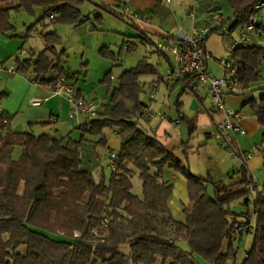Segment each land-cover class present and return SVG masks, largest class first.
Returning <instances> with one entry per match:
<instances>
[{
  "label": "trees",
  "instance_id": "16d2710c",
  "mask_svg": "<svg viewBox=\"0 0 264 264\" xmlns=\"http://www.w3.org/2000/svg\"><path fill=\"white\" fill-rule=\"evenodd\" d=\"M40 1L19 0L14 10L33 13ZM259 1L229 0L236 15L229 33L248 20ZM47 3L49 11L55 9L58 13L51 20L54 24H78L82 17L83 0ZM10 18V9L0 10V35L13 29ZM216 30L220 29L213 28L210 34ZM44 39L45 49L40 54L31 51L29 57H16L15 73L31 72L42 85L52 84L63 75L72 80L75 75L48 55L50 52L58 59L64 56L65 50H56L60 35L50 31ZM101 51L118 60L115 53L104 48ZM233 58L244 87L264 81L260 69L264 46H240ZM51 70L58 75L45 78ZM147 75L158 76L157 82L161 80L157 66L147 58L122 72L118 87L111 88L112 74L108 71L102 80L110 93L108 102L90 124L80 127L83 133L100 137L95 148L107 147L104 129L121 128L119 169L111 173L108 185L104 177L96 181L87 166L84 137L57 139L46 133L16 131L11 126L13 116L0 106V264H197V256L209 264H236L234 241L243 240L236 237V229L252 223L253 241L242 264H264V191L247 179L246 163L240 169L241 179L233 183L209 175L202 177L192 172L188 162L176 158L173 150L144 132L136 119L147 116L144 109L148 104L141 98L145 91L141 78ZM181 80L196 94L198 81L193 75ZM258 90V98L246 101L244 106L251 107L253 116L264 127V86ZM6 95L0 93V99ZM17 146L22 147V154L14 159ZM186 146L187 142L181 144L188 159ZM133 167L142 180V197L133 192ZM166 167L187 179L191 206L184 208L185 222L176 221L169 209L173 185L161 180ZM251 184L255 192H251ZM240 199L248 209L238 214L231 204ZM156 219L161 224L155 223ZM183 240L188 250L179 244ZM22 247L25 252L20 251Z\"/></svg>",
  "mask_w": 264,
  "mask_h": 264
},
{
  "label": "crops",
  "instance_id": "0c3cea01",
  "mask_svg": "<svg viewBox=\"0 0 264 264\" xmlns=\"http://www.w3.org/2000/svg\"><path fill=\"white\" fill-rule=\"evenodd\" d=\"M84 1L85 0H83V2ZM89 1L100 9L111 11L124 16L120 11L117 10V5L120 0ZM19 3V0L0 1V10L10 9V22L13 26V29L11 31H8L5 35H0V61H6V59L12 57L13 55L19 56L18 53L21 49L25 51L27 49L26 55L24 54L25 56H23L22 58L29 57L31 51L38 55L45 49V34L50 31H55L58 34L57 29L52 30L49 28V23L53 22L51 20H48L46 22L45 20L50 10L47 0H41L40 4L34 8V14H36L37 9L41 11V15L39 16L38 20L31 21L29 25L23 23L22 27H19L17 25V12L13 11ZM169 3L165 2V0H129V6L131 8L146 13L147 15H150L152 17L151 23H138L124 16V18H126L136 30V34L132 35L131 38H140L144 43L146 42L150 44L152 46L150 51L153 52L158 51V43L175 42V34H172L170 32L167 25H169L168 23L174 15L176 23H179L180 16L178 17V15L180 14L178 13V11L180 9V6H176L173 9L168 6ZM162 5H165L166 7L162 8ZM216 5H219V3L213 4V6ZM220 7L222 9V6ZM23 10L24 9H21L19 11ZM190 11L191 8H187V19H184L183 24L180 25L189 32L195 25V22L189 17ZM209 12L215 13L211 12V9ZM233 15H235V12L233 13ZM42 17H44V20L39 21ZM82 22H78V24ZM78 24H73L72 26H77ZM30 27H32L33 30L29 31ZM229 35L230 33H228L226 37ZM37 36H39V38L44 42L43 46L41 48H36L32 45L26 47L27 42L33 38H36ZM263 41L264 34L260 31H257L252 34L250 44L264 46V44L262 43ZM124 42H128L129 45H137L130 40H126ZM164 54V56L167 58L168 67L166 70H168L171 67L173 61L170 55L166 53ZM48 55L55 62L59 60L61 65L66 68V66L64 65V56L58 59L56 55L50 52H48ZM263 63L261 64L260 69L264 72ZM84 65H87V62H85ZM12 67H14V69L16 68L15 65H12ZM4 68L6 69L7 67L4 65ZM128 69L130 68H127L126 70ZM1 73L2 71L0 72V93H7L8 98L0 99V106L8 113H16V115L20 113L11 123L13 129L16 131L32 132L35 135L46 133L57 139L64 138L68 135L76 140H79L81 137L89 139V144H85V149L87 150L85 154V159H87V161H85L87 163V166H89V168L91 169L96 181H100V179L104 177L106 179V184L108 185L111 172H108L107 170L105 164V156L107 155L108 148L116 152L120 151L122 144L121 128L113 127L111 129H105L103 133L107 138V147L95 148L93 145L98 139L89 137L87 134H84L80 130V127L85 123V118L80 116L76 118H70V102L66 97L52 95L50 84L42 85L36 82L34 80L35 75L31 72L27 74L9 72L13 75L12 77L2 75ZM70 74L75 75V77L73 76L74 78L72 79V81L75 83V81L79 79V76H76L78 73L76 71H70ZM57 75L58 74L54 70H51L50 73L45 76V78L52 79ZM113 80L114 76L112 75V81ZM142 82L145 84V89L146 87H158L157 83H153L157 82V80L152 82ZM160 82L161 80L158 83ZM166 85L170 88L171 91L174 90L178 85L182 86L181 93L179 94L176 101V111L175 113L166 114V112H162V109L160 108L162 106L161 104L159 105V107L155 106V102L157 101V99L155 102L149 103L148 99L142 98V100H144L153 110H155L156 112H162L165 115L164 118L160 117L159 115H155L152 117L144 116L142 118L136 119L139 127L144 132L160 141L167 150H173L176 158L181 160L183 163L188 162V164L189 161L185 158L183 148H181V144L183 142H187L186 147L188 149L189 157L190 149H194V146L191 144L190 137L193 136L196 132L197 134H202L203 136H205V139L201 140L200 142V147L198 146L199 156H201V150L206 151L205 159L207 160V175L205 176V174H198L197 172V175L202 177H207L209 175L212 176L215 180H223L225 182V177L230 178V176H232V178H237V180L235 181H239L241 179L240 169L243 163L247 164V166L249 167V171H251L253 175L258 171V169L262 167V165L264 164V144L261 142V144L259 145L257 142L258 139L256 140V137L260 135V133H264V127H262L253 116L251 107L249 105L244 106V103L252 98H258L260 94V91L258 89L264 86V81L252 84L249 87H245L244 91H242L241 93L233 95L229 94L226 97L228 105L236 109H241L246 114V118L242 121L243 126L246 129V134L240 135L237 138L238 145L241 149L253 151L254 153L253 156L246 161H244L239 155H236L228 150L223 151L218 147L219 144L218 141L214 138L213 132L216 130L217 121L220 119V115L212 109L210 99L206 94L203 86L198 84L196 94H194L189 90L188 87H186V84L183 80L166 82ZM200 86L202 87V90H199ZM77 92L80 96L83 97H90L89 95H91V93L83 87H77ZM109 96L110 93L107 91V101ZM32 97H46L48 99L43 104L34 106L30 105L29 103ZM128 104L129 106L132 105V103L130 102H128ZM36 130L38 132H36ZM186 137H188V140L185 141ZM93 153L101 157L100 161H93L90 159L91 156L93 157ZM189 167L190 169H192V164L191 166L189 164ZM153 172H155V170ZM161 180L173 185L172 194L168 199V206L173 218L176 221L185 222L186 215L184 214V208L191 206L187 179L180 173H177L169 167H166L162 174ZM257 188L258 190H260L259 185ZM134 193L139 195L136 192ZM139 196L142 197V195ZM179 244L182 248L186 250L189 249L188 245V249L186 248V243L184 240L180 241Z\"/></svg>",
  "mask_w": 264,
  "mask_h": 264
},
{
  "label": "rangeland",
  "instance_id": "374dc122",
  "mask_svg": "<svg viewBox=\"0 0 264 264\" xmlns=\"http://www.w3.org/2000/svg\"><path fill=\"white\" fill-rule=\"evenodd\" d=\"M215 3L216 4L219 3V5L222 6V9L218 12L210 13L209 11L213 7V4ZM168 6L173 9L176 6H180V9L178 11V13L180 14L178 15V17L180 16L179 23H176V19L174 15L169 21L168 23L169 25H167L170 32L175 35L177 32V28H179V26L183 24L184 19H187V14H186L187 8H191L195 10V14L197 16L196 18L197 23L198 22L207 23L210 26L217 28L219 27V25H217L216 19L218 17H222L224 19H228L227 22L222 24L227 29V33L230 32V26L233 24V20H231V17L233 16L234 10L230 5L229 0H171ZM161 7L164 8L166 6L162 5ZM13 11L17 12V15L16 14L15 15L17 17L16 21L19 27H22L23 23L29 25L31 21L38 20L39 16L41 15V11L38 9L36 14H34V12L29 13L26 10L23 11L13 10ZM81 11L83 15V17L81 18L84 19V21L78 24L77 26H72L73 24L60 22L56 24L49 23V28L52 30L57 29L58 34L61 37V42L58 45L57 50L58 52H60L61 50H65L64 65L66 66V68H68V70L74 72L76 71L78 73L76 76L77 77L79 76L78 77L79 79H77L75 83L73 82L75 89L77 90V87H83L84 89H86L91 93V95H89L90 97L86 96L85 98L91 100H98V101L102 99H106L108 86L107 84L102 83V80L104 79L105 74L108 72V70H111V74L114 76V80L112 81V85H111L112 86L111 88H114L119 84V76L121 75V73L127 68L134 67L139 60L145 57H147L149 61H151L157 66L160 73H163L167 69L168 62H167V58L164 55L158 52L150 51L152 46L146 42L144 43L143 40H141L140 38H131L132 35L136 34V30L128 22V20L124 18V16H122L121 14H116L111 11L100 9L96 5L92 4L89 0H85L83 4H81ZM45 20L47 22L50 19L47 16ZM220 28H222V26ZM240 29L241 26L238 27L234 32H231L230 35L227 37L226 35H223L222 30H216L212 32L208 37L206 41V47L210 53L212 52L211 53L212 55L208 59V65H209V70L212 71L215 75H220V70H221L220 60L222 58H225L227 55L224 38L226 37L227 39L230 40L232 38L237 39L240 35ZM126 40H130L131 42H134L137 45L136 46L132 45L133 46L132 49H129L127 48V45L124 44V41ZM262 43L264 44V41ZM43 44L44 42L39 38V36H37L36 38L29 40L27 42L26 47L32 45L33 47L41 48ZM103 48L107 49V51L109 50L110 53L111 52L115 53L118 60L115 61L111 59L109 55H104L101 51ZM23 56H21L20 58H22ZM16 57L17 55H13L12 57L6 59V61H0V62H4V65L7 67L6 69H3L1 73L2 75H7L8 77L13 76L8 72L7 69L12 67V65H15ZM85 62H87V65H84ZM263 68H264V63H263ZM157 79L158 76L155 75H147L141 78L142 81H146V82L156 81ZM153 83L155 84L157 83L158 85V87L156 88L158 91V97H157V101L155 102L156 103L155 106L159 107V105L161 104L162 106L160 108L162 109V112H166V114L175 113L176 101L179 94L181 93L182 86L178 85L174 90L171 91L170 88L167 87L166 82L161 81L160 83L158 82H153ZM199 90H202L201 86L199 87ZM7 98L8 97L6 95L3 99H7ZM141 98L149 99V87H146L145 91L141 95ZM10 114L13 116L11 121L12 123L13 120L16 118V116H18L20 113L17 115L16 113H10ZM36 132L38 131L36 130ZM87 135L89 137L97 138L98 140L100 139L99 136H92L90 134ZM262 135L263 134L260 133V135L256 137V140L258 139L257 142L259 145L262 142ZM204 137L205 136H203L202 134H197V132L190 137L191 144L194 146V149L193 148L190 149L188 161L190 166L191 164L193 166L191 169L193 173L197 174L198 172V174L199 173L205 174L206 176L207 175L206 172L207 160L205 159L206 151L201 150L200 151L201 156H199V151H198V148L200 147V142L201 140L205 139ZM85 140H87L85 141V143L89 144L88 142L90 140L86 138ZM186 140H188V137H186L185 141ZM218 147L223 151L228 150L233 152L232 149H223L220 146ZM243 151H247V150H243ZM86 152L87 150L84 149V153H83L84 156ZM250 152H252V156H253L254 154L253 151ZM21 154H22V147L17 146L13 153V157L19 159L21 157ZM90 159L93 161L95 160L100 161L101 157L93 153V157L91 156ZM106 159H107V155L105 156V164H106ZM85 160L87 161V159ZM134 169L136 173L132 178L133 190L139 195H143L142 180L139 177V171L136 168ZM107 170L108 172H111L108 168ZM224 180L225 182L233 183L235 182V180H237V178H232V176H230V178L225 177ZM254 181L256 182L257 187L259 185L260 190H264V164L260 169H258L256 173H254ZM209 191L213 193V188L210 187ZM231 209L236 213L241 214L246 212L248 208L243 204V199H240L231 204ZM240 218L243 219L241 215ZM155 223L161 224L159 223V219H156ZM75 235H79V233L76 232ZM252 241H253L252 235L248 239L247 237H245L241 241L240 239L234 241V247L237 254L236 264H241L243 251L246 246L248 248L251 247ZM185 243H186L185 246L187 248L188 243L186 241ZM20 251L25 252V248L24 247L20 248ZM196 261L197 264L208 263L204 259L198 256L196 257Z\"/></svg>",
  "mask_w": 264,
  "mask_h": 264
},
{
  "label": "built area",
  "instance_id": "2783aa9c",
  "mask_svg": "<svg viewBox=\"0 0 264 264\" xmlns=\"http://www.w3.org/2000/svg\"><path fill=\"white\" fill-rule=\"evenodd\" d=\"M171 0H165L169 3ZM117 10L124 16L138 23H151L152 17L146 13L134 10L129 6V0H120L117 5ZM57 11L55 9L48 12L50 20L55 19ZM189 17L195 22L194 27L189 32L183 27L179 26L175 35V42H161L157 44V49L162 53H166L172 57L171 67L161 73V81L173 82L181 80L185 76L193 75L198 84L203 86L206 94L210 99V104L213 110L219 115L220 119L217 121L216 130L213 132L214 138L223 149H232L233 153L239 155L244 161L252 157V152L243 151L238 145V136L246 134V129L242 121L246 118V114L241 109H236L228 105L226 97L229 94H238L244 91L245 87L241 81L238 67L233 54L235 49L240 46H246L251 43V36L253 33L260 31L264 34V0L259 1L255 6V11L251 14L248 20L241 26L240 35L237 39L225 38V49L227 55L220 60L221 70L220 75H215L209 70L208 59L212 55L206 47V39L210 34L213 26L207 23H197L195 10L191 9ZM233 22L236 20V15L231 17ZM228 19L218 17L216 19L217 25L223 31V35H227V29L222 23L227 22ZM212 25V24H211ZM262 25L261 27H259ZM222 26V28H220ZM26 53L21 49L18 53L23 56ZM4 64L0 63V72L3 71ZM10 73H15L14 67L7 69ZM52 95L63 96L68 99L71 104L69 113L70 118L79 116L85 117V123L90 124L91 120L96 118L100 108L107 104V99L91 100L80 96L75 89L73 81L67 76H59L50 84ZM158 97L156 87L149 88L148 102H155ZM48 98L46 97H32L30 104L37 106L43 104ZM144 111L148 117L159 115L164 118L162 112H156L149 105L145 107ZM120 158L118 152L107 149L106 167L113 172L119 169ZM247 179L254 180V175L251 171L247 172ZM251 192H254L253 185H250ZM253 208V202L249 203ZM253 223L249 226L237 227L236 237L247 239L254 234ZM248 257V247L246 246L242 262ZM241 262V264H242Z\"/></svg>",
  "mask_w": 264,
  "mask_h": 264
},
{
  "label": "water",
  "instance_id": "95a60500",
  "mask_svg": "<svg viewBox=\"0 0 264 264\" xmlns=\"http://www.w3.org/2000/svg\"><path fill=\"white\" fill-rule=\"evenodd\" d=\"M220 9L221 7L219 5H216L211 8V12H216V11H219ZM82 21H84V19L80 18L79 22H82Z\"/></svg>",
  "mask_w": 264,
  "mask_h": 264
}]
</instances>
